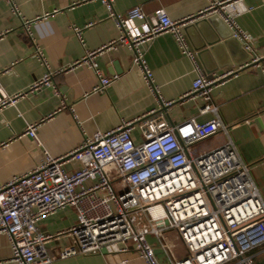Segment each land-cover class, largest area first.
Segmentation results:
<instances>
[{
	"label": "built area",
	"instance_id": "built-area-1",
	"mask_svg": "<svg viewBox=\"0 0 264 264\" xmlns=\"http://www.w3.org/2000/svg\"><path fill=\"white\" fill-rule=\"evenodd\" d=\"M9 1L36 46L35 55L46 67L32 89L52 88L60 95L54 76L61 70L51 68L33 37L34 21L22 17L15 0ZM238 1L210 0L204 11L219 13L232 35L252 52L254 39L237 21L241 14ZM103 2L120 31L111 46H128L134 51L133 62L141 68L160 107H169L173 101L164 100L154 84L142 45L157 34L170 32L197 73L190 94L201 91L207 102L203 112H217L210 104L211 92L233 70L212 76L205 72L190 46L185 21L173 20L164 9L152 13L139 9L133 16L119 14L112 0ZM73 29L83 42L82 28ZM96 56L97 51H89L80 62L99 78L94 91H105L119 74L105 75ZM261 59L257 55L253 61ZM7 102L0 99V108ZM136 124L143 133L142 142H136L132 134ZM26 133L38 141L37 124L29 125ZM212 136H225L226 140L194 155L192 146ZM73 162L79 167L68 169ZM67 206L75 208L78 218L69 230L73 243L53 255L48 248L51 235L40 229L39 222ZM167 230L178 233L188 249L187 257L174 256L164 239ZM2 234L7 236L12 253L0 258V264H53L57 258L103 252L120 255L121 264L133 256L147 264H161L150 235L169 254L172 264H255L252 252L264 245V198L251 164L242 158L230 127L219 114L206 122L189 118L170 126L154 108L135 120H124L114 130L86 138L67 154L45 152L34 170L0 184Z\"/></svg>",
	"mask_w": 264,
	"mask_h": 264
},
{
	"label": "crops",
	"instance_id": "crops-1",
	"mask_svg": "<svg viewBox=\"0 0 264 264\" xmlns=\"http://www.w3.org/2000/svg\"><path fill=\"white\" fill-rule=\"evenodd\" d=\"M22 17L34 21L33 37L38 41L52 69L61 70L52 88L32 89L46 71L35 55L36 46L28 36L21 18L12 12L9 0H0V184L15 175L34 170L45 158L67 154L86 138L117 128L124 120H135L161 105L133 62L134 51L128 46H111L120 31L103 0H15ZM114 11L135 15L164 9L175 21H185V33L191 48L209 75L233 70L211 92L210 104L217 112L203 109L207 102L202 92L190 94L197 77L193 62L185 56L170 32L155 35L142 45L145 59L153 72L154 84L164 100L173 101L166 112H158L170 126L189 118L209 121L217 114L230 127V135L245 162L251 164L252 176L264 198V0H240L237 21L254 39V51H247L241 40L233 38L232 29L216 12H205L210 0H112ZM137 22H139L137 20ZM91 23V25H89ZM82 28L83 42L74 32ZM89 51L105 75L119 74L105 91H94L99 78L80 62ZM260 61H253L255 56ZM37 124L38 141L26 132ZM132 134L144 141L138 124ZM226 140L209 137L192 146L194 155L208 152ZM69 163L68 169L79 167ZM78 222L74 207L67 206L39 222L40 229L51 235L48 248L57 255L73 243L70 228ZM161 264H172L169 254L157 239ZM176 258L188 256V249L175 230L164 238ZM6 235H0V258L11 256ZM255 264H264V245L252 252ZM118 254H78L53 264H121ZM127 264H147L142 258L129 257Z\"/></svg>",
	"mask_w": 264,
	"mask_h": 264
},
{
	"label": "water",
	"instance_id": "water-1",
	"mask_svg": "<svg viewBox=\"0 0 264 264\" xmlns=\"http://www.w3.org/2000/svg\"><path fill=\"white\" fill-rule=\"evenodd\" d=\"M232 36H233V35H232ZM233 38H235V37L233 36ZM167 109H168V106H162L161 109L158 110L157 112H166Z\"/></svg>",
	"mask_w": 264,
	"mask_h": 264
}]
</instances>
